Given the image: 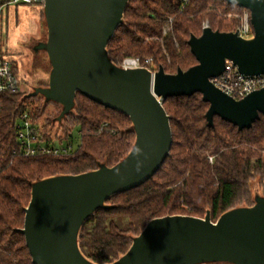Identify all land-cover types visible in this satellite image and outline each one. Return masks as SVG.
Listing matches in <instances>:
<instances>
[{"label": "water", "instance_id": "water-1", "mask_svg": "<svg viewBox=\"0 0 264 264\" xmlns=\"http://www.w3.org/2000/svg\"><path fill=\"white\" fill-rule=\"evenodd\" d=\"M130 0H45L47 40L42 48L51 65L48 86L30 95L62 106L60 118L75 106L77 94L128 116L136 140L113 167L35 182L25 209L24 235L33 264H97L78 245L80 230L106 201L148 181L170 155V118L162 101L201 94L209 103L208 126L215 116L250 128L264 115V88L235 99L211 79L227 62L243 75L264 74V0H224L251 14L254 38L237 32L203 29L188 41L197 64L175 74L163 67L125 70L115 65L107 46L123 23ZM264 264V197L250 207L231 209L215 222L173 215L151 220L129 250L109 264Z\"/></svg>", "mask_w": 264, "mask_h": 264}, {"label": "trees", "instance_id": "trees-1", "mask_svg": "<svg viewBox=\"0 0 264 264\" xmlns=\"http://www.w3.org/2000/svg\"><path fill=\"white\" fill-rule=\"evenodd\" d=\"M5 2L0 1V10ZM243 8L224 0H130L123 23L107 50L119 66L126 58H151L152 69L175 74L197 64L188 41L200 37L204 22L219 32H235L228 14ZM172 23L167 27L168 19ZM164 31H166L164 33ZM170 118V155L144 184L108 199L83 224L78 238L91 262L109 264L124 255L155 218L187 215L215 222L235 206H252L251 183L264 193V115L250 128L215 116L208 126L210 104L197 93L162 101ZM62 106L25 92L0 95V264H33L23 228L32 186L40 180L79 175L113 167L131 151L136 135L128 116L77 94L71 112L59 119ZM27 113L41 140L63 148L66 155H25L16 124ZM79 142L73 146L74 133Z\"/></svg>", "mask_w": 264, "mask_h": 264}, {"label": "built area", "instance_id": "built-area-1", "mask_svg": "<svg viewBox=\"0 0 264 264\" xmlns=\"http://www.w3.org/2000/svg\"><path fill=\"white\" fill-rule=\"evenodd\" d=\"M186 2V0H184ZM5 3L11 4H38L43 5L45 0H7ZM239 21L238 28L235 32L245 39L254 38V29L251 24V14L247 9H242V14H228ZM172 18L168 19L167 27L172 23ZM209 23L203 24V29L208 28ZM153 61L151 58H126L119 65L125 70L146 68L152 73ZM211 82L225 94L235 99H242L248 94L264 88V74L259 76H250L241 74L231 62H227L225 72L211 79ZM21 79L14 62L9 56L0 53V95L7 93H16L20 91ZM17 140L22 152L25 155H34L36 153L44 155H66L71 147L59 148L53 143H46L41 140L40 135L35 130L27 113H23L16 124Z\"/></svg>", "mask_w": 264, "mask_h": 264}, {"label": "rangeland", "instance_id": "rangeland-1", "mask_svg": "<svg viewBox=\"0 0 264 264\" xmlns=\"http://www.w3.org/2000/svg\"><path fill=\"white\" fill-rule=\"evenodd\" d=\"M0 1L5 2L7 0H0ZM238 13L242 14V10L239 11ZM231 14L233 13L231 12ZM227 19H236V18L234 17V15H232ZM237 23L239 25V21H237ZM37 31L39 32V35L38 37L35 38L36 35L35 33H37ZM165 32L166 31H164V33ZM46 40H47V24L45 21L43 5L5 3L1 7L0 43L2 48L4 49L3 54L12 58L16 63H19L18 53L24 52L22 53V56L20 58V62L22 64L21 71L23 75L19 71V76L21 79L20 90L21 92H25V94L30 95L34 92L36 88L48 86L51 65L48 59V55L46 54L45 50L42 48ZM78 142H79V135L77 134V132H75L73 146L76 147ZM251 193H252V198L254 200V204L256 203L257 199L264 197V193L260 188L258 179L254 180L251 183ZM240 207H250V206H245V204H240L235 206L233 209ZM137 236H135L134 239ZM206 264H231V263L217 262V263H206Z\"/></svg>", "mask_w": 264, "mask_h": 264}, {"label": "crops", "instance_id": "crops-1", "mask_svg": "<svg viewBox=\"0 0 264 264\" xmlns=\"http://www.w3.org/2000/svg\"><path fill=\"white\" fill-rule=\"evenodd\" d=\"M35 34H36V35H35V38H36V37H38L39 32L37 31V33H35ZM27 42H28V41H27ZM3 50H4V49L2 48L1 43H0V53L3 54V53H4ZM22 53H24V52H22ZM22 53H20V52L18 53V56H19V63H16V62L11 58L12 61L14 62V64H15V66L17 67L18 73H19V71H20L21 74H22V71H21V68H22L21 65H22V64H21V62H20V58H21V56H22ZM7 54H8V53H7ZM22 75H23V74H22Z\"/></svg>", "mask_w": 264, "mask_h": 264}]
</instances>
